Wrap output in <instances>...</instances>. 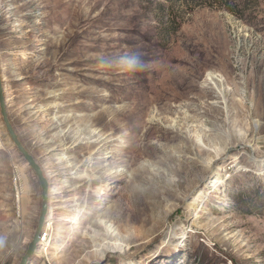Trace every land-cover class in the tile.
<instances>
[{"label": "rangeland", "instance_id": "rangeland-1", "mask_svg": "<svg viewBox=\"0 0 264 264\" xmlns=\"http://www.w3.org/2000/svg\"><path fill=\"white\" fill-rule=\"evenodd\" d=\"M0 72L50 183V254L42 240L31 264H264V0H0ZM54 118L103 129L67 156L109 147L89 170L119 174L60 184L74 174L48 166ZM0 138V264H18L42 190L1 112ZM64 199L82 210L74 230Z\"/></svg>", "mask_w": 264, "mask_h": 264}, {"label": "bare ground", "instance_id": "bare-ground-1", "mask_svg": "<svg viewBox=\"0 0 264 264\" xmlns=\"http://www.w3.org/2000/svg\"><path fill=\"white\" fill-rule=\"evenodd\" d=\"M208 77H209V79L214 81L215 84H217V86H219V87L223 86L221 78H219V76L215 72H210L208 74ZM225 98L227 99V93H226ZM18 111L22 112L21 109ZM70 122H72V123H70V125L69 124L65 125V127H67V128H65V127H63V121L61 119L56 120L54 118L53 119V125L55 126V128H60L59 134H58L59 139H58V141L51 140L48 142L47 141L43 142L44 146L42 147L45 154H47L48 158H49V161H48L49 165L48 166H50V168H57L58 167L57 170H59V171H60V169L62 170V172L59 173L60 175H58V173H57V175L54 174V176H62L63 174H66L65 171H72V173L74 174V176H72V177L63 175V177L61 178V179H63V181L60 180V184H63V183L68 184L67 186L70 187L69 191H74V190H76V187H77V185H76L77 180H80V179L87 180V181L99 180V182H103V181H108V179H110L112 176H114V174L118 175L119 174L117 172L118 170H116L115 167H113L111 165H104L103 164V166L98 168V170L96 172L94 171V169L92 171L89 170L95 163H98L99 157L96 158L97 153H94V152L100 151L99 153L102 154V151L105 149H108L109 147L104 148V146H103V148L100 150H96L97 149V147H96V148L92 149V151H90L87 155H85L83 157V159L81 158V160H79V158L77 160H75L72 157L67 156L68 155L67 151L71 148L69 146V140L73 139V141H77V142L85 140L87 143L89 142V140H92L94 143H97L99 140H101L102 137L104 139V136L106 133L103 129H99V130L96 129V130L90 131L88 137H86V136L82 137V134H81L82 132L80 133V129L75 131L77 127H73L76 124V122L72 119L70 120ZM79 133H80V136H75ZM110 137L112 138V136H106L105 139L109 140ZM1 140L2 139L0 138V144H3V141H1ZM39 140H40V138H39ZM42 140H43V138H42ZM58 142H60V144ZM109 142L110 141H107L106 144ZM10 145L13 146L12 144H10ZM59 150H62L61 156L58 159L57 163H53L51 158L55 155H58L56 152ZM96 159H97V161H95ZM101 159H104V158H101ZM55 180H56V182L58 181V179H55ZM105 188H104V185H100L99 187H96V189H94V190L98 193L100 191H104ZM74 199L73 200L64 199L65 200L64 202L66 204L64 206H62V207H65L66 211H68V213H63L65 215V218L75 221V223L71 224L70 230H74L75 228H78L79 225H77V224L79 223L80 218H81L80 216L82 214V210L79 209V206L77 205V203L73 204L75 201H78V200H74ZM52 212H54V209H53L52 204L50 203L47 218L52 217L51 216ZM99 221H101L103 224H106V225L108 224L106 219H99ZM106 227H107L106 229L108 230L109 233H112V232L114 233L115 230H112L113 226L107 225ZM46 229H47V233L53 234L55 231V226L53 223H47ZM87 235L93 236L92 234L89 233V231H88ZM131 236H133V235H131ZM42 240H44L45 243L48 244V248H46V254L49 255L50 254L49 248L51 246L52 240H50L48 237L45 239H42ZM129 245H130V243H129ZM111 249H121L122 250L123 245H116V246H112V247H107L103 251L101 250L102 251L101 255L107 253ZM50 259L53 260V258H50Z\"/></svg>", "mask_w": 264, "mask_h": 264}, {"label": "water", "instance_id": "water-1", "mask_svg": "<svg viewBox=\"0 0 264 264\" xmlns=\"http://www.w3.org/2000/svg\"><path fill=\"white\" fill-rule=\"evenodd\" d=\"M3 78L0 72V112L2 116V120L7 129L8 135L11 139L13 147L22 155V157L26 160L29 166L34 170L37 179L41 186V212L38 219V226L34 232V235L28 244L26 251L22 255L18 264H31L34 257L36 256V252L42 244V238L46 233V225L48 223V209H49V199H50V183L46 176L44 175L43 169L34 157V155L24 146L22 141L20 140L19 135L17 134L14 125L11 121L9 111H8V103L5 94Z\"/></svg>", "mask_w": 264, "mask_h": 264}, {"label": "trees", "instance_id": "trees-1", "mask_svg": "<svg viewBox=\"0 0 264 264\" xmlns=\"http://www.w3.org/2000/svg\"><path fill=\"white\" fill-rule=\"evenodd\" d=\"M183 1H186V2H188L189 0H183ZM228 10H230V8H227Z\"/></svg>", "mask_w": 264, "mask_h": 264}, {"label": "built area", "instance_id": "built-area-1", "mask_svg": "<svg viewBox=\"0 0 264 264\" xmlns=\"http://www.w3.org/2000/svg\"><path fill=\"white\" fill-rule=\"evenodd\" d=\"M45 234H46V233H45ZM44 237H45V235H44ZM44 237H43V238H44ZM43 238H42V239H43Z\"/></svg>", "mask_w": 264, "mask_h": 264}]
</instances>
